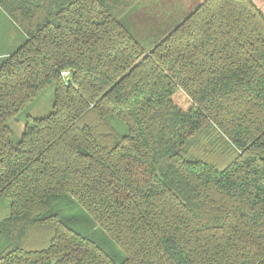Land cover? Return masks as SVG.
I'll return each mask as SVG.
<instances>
[{
	"label": "trees",
	"instance_id": "1",
	"mask_svg": "<svg viewBox=\"0 0 264 264\" xmlns=\"http://www.w3.org/2000/svg\"><path fill=\"white\" fill-rule=\"evenodd\" d=\"M156 1L0 0V264H264V11Z\"/></svg>",
	"mask_w": 264,
	"mask_h": 264
},
{
	"label": "rangeland",
	"instance_id": "2",
	"mask_svg": "<svg viewBox=\"0 0 264 264\" xmlns=\"http://www.w3.org/2000/svg\"><path fill=\"white\" fill-rule=\"evenodd\" d=\"M198 2H199V0H160V2L156 1V4H154L153 6H154V8H156V7H158V5H161L163 14L165 11V15L168 17V16H170L171 11H173V10L175 11L176 8H179L181 11H183L182 6L184 5L185 10H191ZM159 10H161V9H159ZM43 113H45V112H43ZM14 124H16V122ZM14 127H15V129H18V126L17 127L14 126Z\"/></svg>",
	"mask_w": 264,
	"mask_h": 264
},
{
	"label": "crops",
	"instance_id": "3",
	"mask_svg": "<svg viewBox=\"0 0 264 264\" xmlns=\"http://www.w3.org/2000/svg\"><path fill=\"white\" fill-rule=\"evenodd\" d=\"M263 11H264V4L261 3V0H253Z\"/></svg>",
	"mask_w": 264,
	"mask_h": 264
},
{
	"label": "built area",
	"instance_id": "4",
	"mask_svg": "<svg viewBox=\"0 0 264 264\" xmlns=\"http://www.w3.org/2000/svg\"><path fill=\"white\" fill-rule=\"evenodd\" d=\"M62 75L65 76L66 78L69 77V71L68 70H63Z\"/></svg>",
	"mask_w": 264,
	"mask_h": 264
},
{
	"label": "snow or ice",
	"instance_id": "5",
	"mask_svg": "<svg viewBox=\"0 0 264 264\" xmlns=\"http://www.w3.org/2000/svg\"><path fill=\"white\" fill-rule=\"evenodd\" d=\"M261 3L264 4V0H261Z\"/></svg>",
	"mask_w": 264,
	"mask_h": 264
}]
</instances>
